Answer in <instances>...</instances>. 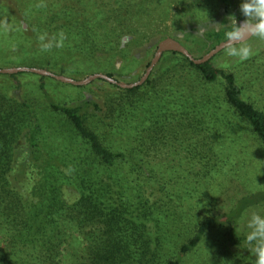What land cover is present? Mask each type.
<instances>
[{
	"label": "trees",
	"instance_id": "trees-1",
	"mask_svg": "<svg viewBox=\"0 0 264 264\" xmlns=\"http://www.w3.org/2000/svg\"><path fill=\"white\" fill-rule=\"evenodd\" d=\"M47 1L39 15L25 13L24 20L35 44L42 33L63 31V47L33 50L21 22L5 38L0 66L56 64L69 73L74 59L109 54L113 62L122 46L158 31L159 38L181 39L218 17L221 24L230 14L244 19L241 0H176L184 10L167 31L158 30L166 20L158 11L170 0ZM57 6L58 13L46 12ZM206 27L210 50L227 28ZM167 53L170 63L155 67L141 85L104 80L111 90L99 100L59 102L41 84L55 121L48 143L37 104L0 88V264H182L205 249L210 254L202 264H254L238 220L264 203V108L246 95L255 84L264 86V53L243 62L247 82L212 59L196 64L181 52ZM105 67L116 79L123 74ZM233 177L253 182L221 215L214 202Z\"/></svg>",
	"mask_w": 264,
	"mask_h": 264
},
{
	"label": "rangeland",
	"instance_id": "rangeland-1",
	"mask_svg": "<svg viewBox=\"0 0 264 264\" xmlns=\"http://www.w3.org/2000/svg\"><path fill=\"white\" fill-rule=\"evenodd\" d=\"M21 3L18 2V0H0V18L7 17L9 21L15 25V28L12 32L4 34L0 33V50L4 47H7L8 43L6 42L5 38L9 39L11 36L15 35L16 29L18 30L17 24H23L25 28L28 29L27 32L30 34V40L29 45L32 46V49L34 50V46L38 45L40 46V42L35 44V38L32 31H30V27L28 26V22L24 20L25 13L31 14L32 17L34 15H39L42 11L36 5V3H31L32 0H20ZM189 1V0H185ZM47 2H51V0H48ZM86 3H92V0L90 2L85 1ZM21 4V5H20ZM26 4H30L29 9H27ZM160 6V5H158ZM61 6L53 7V8H46V12L48 13H58ZM45 8V7H44ZM184 10V6L177 2L176 0H170L168 4L163 5V10L158 11V17L162 12H165L164 19L161 22L158 23V30H160L162 27L166 26L167 31L170 30L172 27L174 28V22L179 18L180 14H182ZM188 10V8H187ZM219 17L215 20H210L208 22V25L204 26L202 24H197V27L200 28L201 33H199V30H187L184 34L183 38L178 39L177 37L173 35H167L163 38H159L161 36L160 31H158V36L154 35L151 36L148 40H139L137 42V45L134 44L133 46L126 48L125 50H122L121 53H118L114 59L113 62H107L110 61L107 57H110L113 59L112 56L105 55L100 58L95 59H74L69 63V67L71 68L69 73H61L56 64H54V69H49L44 66H35V67H42L49 69L55 73L64 74L67 76H71L75 79H83L87 77L90 74H93L95 72H104L103 70L106 69V65L109 66L110 71H115L116 73L121 72L122 75L117 76L118 80L125 81V82H134L140 79V77L144 74L148 63H150L151 59L154 56L155 50L157 48L158 43L166 38V37H173L177 40H179L186 48L189 49V51L195 56V57H201L209 50V44L205 40L204 37H202V33L205 31L206 28H214L217 27L214 25L215 23H220ZM53 25L60 26V23H54ZM211 28V29H212ZM201 34V36L199 35ZM158 37V40H157ZM223 41V40H222ZM221 42V41H220ZM249 44L251 45L253 49V56H255L258 53H264V41L259 40L256 37L251 38L249 41ZM171 54L167 53L163 55V57L160 59L159 63L155 66L165 64L167 66L170 63ZM49 57V56H48ZM106 60V61H103ZM212 64L217 68H222L226 70L234 71L236 74H238V77L241 81L247 82L248 76L245 74V71L242 70L243 68V62L240 61L238 58L235 57H229L226 54V50L223 49L220 52H218L214 57L212 58ZM108 63H111L108 64ZM13 66H30V65H9V66H0V67H13ZM15 76H11L12 74H6L2 75L0 74V88L5 90L9 95L15 96L17 98L21 97L24 99H30L34 103L37 104L39 107V111L43 113V124L44 127H46V132L44 135V138H46V141L48 143V138L51 137L50 134L52 133L51 125L55 122L51 119L50 113L47 109V102L45 99V96L42 94L41 84L45 85V88L48 90V92L59 102H72L75 100H81L84 98H91V99H103L107 92L111 90V86L104 80H94L86 85H70L66 83L59 82L58 80H55L53 78H42L40 75L34 74V73H13ZM255 88L252 89V91H247L246 95H250L252 99L260 105V107L264 108V86L254 85ZM110 88V89H109ZM59 127H62V122H58ZM43 138L44 142L45 139ZM247 144L251 145V143L248 141ZM45 145V144H44ZM47 146V145H46ZM252 148V146H251ZM260 156H258V159L255 160V163L259 162L258 165H261V151L259 152ZM263 168V167H262ZM259 170L256 171L258 173ZM222 181L225 179L223 175H220ZM253 177L256 178V176L253 174ZM264 177V176H263ZM242 181V180H241ZM258 181L261 182L260 178H258ZM253 182V178H251L250 183ZM248 186L244 184V182H240L237 180V177H233L230 179L229 184H225V186L222 188L223 190H219L218 194V200L215 201L214 205L218 207V213L223 215L226 213L237 201V199L245 194L248 191ZM252 210L259 211L261 213H264V203L253 205L249 208H247L242 216L238 220V228L240 231L247 234L248 229L246 227L247 224V218ZM2 235L0 234V245L4 243V240H2ZM213 239V238H212ZM213 241V240H212ZM211 243H217V240ZM214 244V246H215ZM216 247V246H215ZM220 249L224 248V245L220 243ZM206 250V249H205ZM201 250L200 253L193 252L187 256L184 257L182 264H202L206 257L210 254L208 251ZM233 253L237 252H244L246 253V250H235L232 249ZM239 256H241L239 254ZM238 262H242V258L238 260ZM205 264V263H204ZM208 264V263H207ZM234 264V263H231Z\"/></svg>",
	"mask_w": 264,
	"mask_h": 264
},
{
	"label": "clouds",
	"instance_id": "clouds-1",
	"mask_svg": "<svg viewBox=\"0 0 264 264\" xmlns=\"http://www.w3.org/2000/svg\"><path fill=\"white\" fill-rule=\"evenodd\" d=\"M38 8L47 7L44 0L36 5ZM239 11L243 15V21H238L235 14L227 17V24L215 23L218 28H227L223 47L229 57L238 58L245 61L253 55V49L249 44L251 38L256 37L264 41V0H241ZM7 17L0 18V33H10L14 30ZM66 34L61 31L58 35L49 36L42 33L38 36L40 49L42 52L51 51L53 47H63ZM246 227L248 229L246 241L249 251L255 257L254 264H264V213L252 210L247 218Z\"/></svg>",
	"mask_w": 264,
	"mask_h": 264
},
{
	"label": "water",
	"instance_id": "water-1",
	"mask_svg": "<svg viewBox=\"0 0 264 264\" xmlns=\"http://www.w3.org/2000/svg\"><path fill=\"white\" fill-rule=\"evenodd\" d=\"M223 41L219 42L217 45H215L212 49H210L208 52H206L201 57H195L188 48H186L179 40L173 38V37H166L162 39L155 50L154 56L151 59L149 65L147 66L144 74L134 82H125L116 79L115 77L110 76L107 73L104 72H95L93 74L88 75L87 77L83 79H75L71 76H67L64 74L55 73L49 69L42 68V67H35V66H13V67H0V73H7V74H13V73H19V72H33L40 75L45 76H51L59 81L70 83L74 85H86L96 79H102L106 80L110 83H114L119 85L123 88H133L135 86L141 85L150 76L151 72L154 70L155 66L159 63L160 59L163 57V54L168 51H177L181 52L184 55H186L190 60H192L196 64H202L214 57L218 52L224 49Z\"/></svg>",
	"mask_w": 264,
	"mask_h": 264
}]
</instances>
